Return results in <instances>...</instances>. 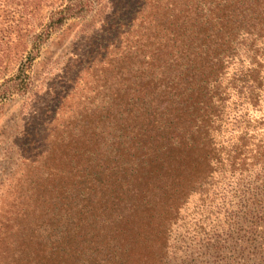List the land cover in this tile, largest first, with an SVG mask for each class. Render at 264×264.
<instances>
[{
	"label": "trees",
	"instance_id": "obj_1",
	"mask_svg": "<svg viewBox=\"0 0 264 264\" xmlns=\"http://www.w3.org/2000/svg\"><path fill=\"white\" fill-rule=\"evenodd\" d=\"M140 2L94 55L109 93L22 158L37 173L0 264H264V0ZM47 161L64 191L50 244L28 232Z\"/></svg>",
	"mask_w": 264,
	"mask_h": 264
},
{
	"label": "rangeland",
	"instance_id": "obj_2",
	"mask_svg": "<svg viewBox=\"0 0 264 264\" xmlns=\"http://www.w3.org/2000/svg\"><path fill=\"white\" fill-rule=\"evenodd\" d=\"M140 4V0H0V237L15 222L25 202L23 191L37 173L28 174L31 166L22 158L32 160L46 151L49 132L61 129L83 100L109 93V83L102 84L104 66L94 55L111 41L114 30L124 32L131 22L136 24ZM39 172L44 181L37 194L52 202L46 206V221L30 226L28 232L50 244L64 237L63 211L54 207L64 191L51 185L52 163L47 161ZM56 210L59 213L54 214Z\"/></svg>",
	"mask_w": 264,
	"mask_h": 264
}]
</instances>
